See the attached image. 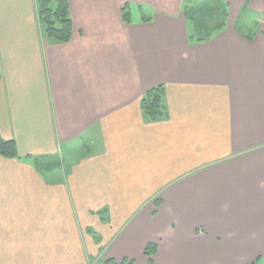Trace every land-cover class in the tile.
I'll return each mask as SVG.
<instances>
[{"label": "crops", "instance_id": "1", "mask_svg": "<svg viewBox=\"0 0 264 264\" xmlns=\"http://www.w3.org/2000/svg\"><path fill=\"white\" fill-rule=\"evenodd\" d=\"M227 1L194 44L186 0H68L72 40L53 44L37 0H0V137L20 156H0V264H149V244L153 264L264 263V36L235 28L264 0Z\"/></svg>", "mask_w": 264, "mask_h": 264}, {"label": "trees", "instance_id": "2", "mask_svg": "<svg viewBox=\"0 0 264 264\" xmlns=\"http://www.w3.org/2000/svg\"><path fill=\"white\" fill-rule=\"evenodd\" d=\"M37 10L39 22L48 41L53 44H67L72 40L73 21L68 0H37ZM184 14L190 25V42L205 44L226 28L229 19V5L226 0H204L194 6L191 0H186ZM122 18L125 23H132L129 4L123 7ZM150 20L144 19L143 21L149 22ZM263 23L264 18L261 16L243 11L235 22V28L240 35L254 40ZM261 33L264 36V31L261 30ZM141 108L144 115L152 122L167 118L166 87L159 85L146 92L141 99ZM0 156L18 159L20 156L16 142L0 137ZM35 163L38 169L45 172H51L56 167V164L48 161V158L45 161L44 158H35ZM157 252L156 244L147 246L145 257L148 258L149 264H153V258ZM106 264H135V261L129 259L120 262L109 260Z\"/></svg>", "mask_w": 264, "mask_h": 264}, {"label": "rangeland", "instance_id": "3", "mask_svg": "<svg viewBox=\"0 0 264 264\" xmlns=\"http://www.w3.org/2000/svg\"><path fill=\"white\" fill-rule=\"evenodd\" d=\"M226 1H227V0H226ZM227 3H228V5H229V17H230V4H229L228 1H227ZM135 14L138 15V16H140V14L138 13L137 10H135ZM229 19H230V18H229ZM229 19H228V20H229ZM227 24H228V23H227ZM226 27H227V26H226ZM260 27H261V25H260ZM261 30H263V29L260 28L258 31L260 32ZM68 160H69V157H66V158H65V161L68 162ZM105 254H106V253H105ZM262 264H264V263H262Z\"/></svg>", "mask_w": 264, "mask_h": 264}]
</instances>
